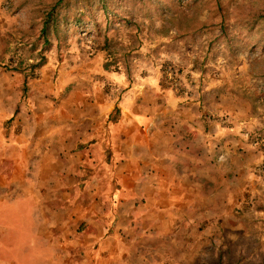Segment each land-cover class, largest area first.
Wrapping results in <instances>:
<instances>
[{"label":"rangeland","instance_id":"374dc122","mask_svg":"<svg viewBox=\"0 0 264 264\" xmlns=\"http://www.w3.org/2000/svg\"><path fill=\"white\" fill-rule=\"evenodd\" d=\"M93 2L0 0V264H263L264 0Z\"/></svg>","mask_w":264,"mask_h":264},{"label":"trees","instance_id":"16d2710c","mask_svg":"<svg viewBox=\"0 0 264 264\" xmlns=\"http://www.w3.org/2000/svg\"><path fill=\"white\" fill-rule=\"evenodd\" d=\"M11 3L14 0H10ZM90 1H95V6L100 5L101 11L103 13H107L110 7V0H19V7H29L31 10V18L33 20L38 21V23L42 26L41 34L45 38V43H49L51 36H55L60 38L61 28L63 27L62 20L65 18L67 21L65 24H68L72 21V16L69 17L65 13L67 10L71 8L74 3H90ZM197 1V0H195ZM257 20H264V9H260L256 12ZM80 17L77 18L76 22H80ZM263 37H260L258 40V44L264 48ZM35 68V65H33ZM119 113V109L117 110ZM225 252H220L217 256L213 255L209 264H242L243 259L241 257L233 258L231 250H227V255ZM264 264V260H262Z\"/></svg>","mask_w":264,"mask_h":264}]
</instances>
